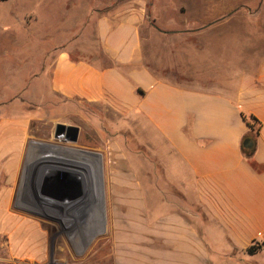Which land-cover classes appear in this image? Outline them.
<instances>
[{"label": "crops", "instance_id": "crops-1", "mask_svg": "<svg viewBox=\"0 0 264 264\" xmlns=\"http://www.w3.org/2000/svg\"><path fill=\"white\" fill-rule=\"evenodd\" d=\"M25 1L20 9L39 7ZM113 3L95 0L81 10L102 11ZM199 8L200 18L185 22L195 29L162 35L198 41L197 51L190 50L197 55L188 57L196 83L170 81L147 63L145 0L122 1L98 16L106 66L74 59L66 49L48 66L50 95L101 106L134 123L137 148L151 152L158 193L149 217L135 174L139 197L131 196V209L114 215L125 220L121 229H135L137 245L114 246L115 264H264V0H232L231 6L200 0ZM240 12L250 17H235ZM224 37L229 51L221 54L212 43ZM245 116L257 119L260 130ZM31 121L29 115L0 119V235L7 236L11 264H64L45 223L16 206ZM247 139L252 150L244 146ZM140 229L150 235L147 246ZM253 245L261 251L247 254Z\"/></svg>", "mask_w": 264, "mask_h": 264}, {"label": "rangeland", "instance_id": "rangeland-1", "mask_svg": "<svg viewBox=\"0 0 264 264\" xmlns=\"http://www.w3.org/2000/svg\"><path fill=\"white\" fill-rule=\"evenodd\" d=\"M93 1L30 0L39 7L24 10L18 6L25 0H0V119L19 115L32 118L28 159L16 206L45 223L50 246L58 248L56 258L61 257L64 264H115L114 246L137 245L135 229H121L125 220L114 215V211L131 209V196L139 197L135 174L149 217L153 196L158 193L151 152L137 148L134 123L113 116L101 106L57 100L50 95L48 66L57 51L66 49L74 59H91L106 66L96 37V21L126 0H114L113 7L102 11L81 10ZM145 1L148 19L142 34L148 39L147 63L170 81L196 83L199 76L193 74L188 57L192 46L197 51L198 41L162 35L195 29L185 22L200 18V0ZM224 3L231 6L232 0ZM225 17H231L230 13ZM235 17L250 16L240 12ZM260 17L264 18V11ZM222 29L231 35L230 27ZM227 41L224 37L212 47L225 53L229 51ZM193 50L190 54L197 55ZM58 124L79 127V141L73 144L57 139ZM163 189L167 194L168 188ZM119 197L126 204L117 201ZM142 232L140 229L142 246H147L150 235ZM7 246V236L0 235V264H11Z\"/></svg>", "mask_w": 264, "mask_h": 264}, {"label": "water", "instance_id": "water-1", "mask_svg": "<svg viewBox=\"0 0 264 264\" xmlns=\"http://www.w3.org/2000/svg\"><path fill=\"white\" fill-rule=\"evenodd\" d=\"M55 137L65 138L69 143L76 144L80 137V128L77 126H67L65 124H58L55 129ZM245 148L252 150L254 143L251 139H247L244 143Z\"/></svg>", "mask_w": 264, "mask_h": 264}, {"label": "trees", "instance_id": "trees-1", "mask_svg": "<svg viewBox=\"0 0 264 264\" xmlns=\"http://www.w3.org/2000/svg\"><path fill=\"white\" fill-rule=\"evenodd\" d=\"M245 118V121H247V124L249 125V126H258L259 125V130H260V127H261V123L257 120V119H255L254 117H250V118H248V117H244ZM258 130V131H259ZM243 152H245L244 150H243ZM253 166L255 167V169L257 170V171H262L263 170V168L262 167H260V166H258L257 164H253ZM261 249H262V247L261 246H257V245H253V246H251L249 249H247V254H249V255H255V254H257L259 251H261Z\"/></svg>", "mask_w": 264, "mask_h": 264}]
</instances>
